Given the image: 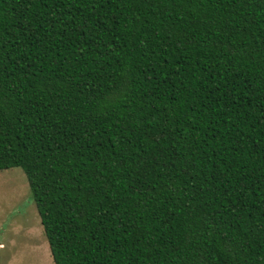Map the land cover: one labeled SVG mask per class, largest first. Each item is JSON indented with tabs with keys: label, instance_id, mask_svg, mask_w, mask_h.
I'll use <instances>...</instances> for the list:
<instances>
[{
	"label": "trees",
	"instance_id": "1",
	"mask_svg": "<svg viewBox=\"0 0 264 264\" xmlns=\"http://www.w3.org/2000/svg\"><path fill=\"white\" fill-rule=\"evenodd\" d=\"M53 264H264V0H0V171Z\"/></svg>",
	"mask_w": 264,
	"mask_h": 264
},
{
	"label": "rangeland",
	"instance_id": "2",
	"mask_svg": "<svg viewBox=\"0 0 264 264\" xmlns=\"http://www.w3.org/2000/svg\"><path fill=\"white\" fill-rule=\"evenodd\" d=\"M0 264H53L27 180L18 168L0 171Z\"/></svg>",
	"mask_w": 264,
	"mask_h": 264
}]
</instances>
